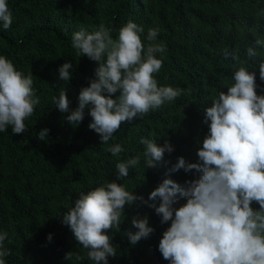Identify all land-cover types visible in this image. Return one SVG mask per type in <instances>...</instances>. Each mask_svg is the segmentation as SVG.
Returning <instances> with one entry per match:
<instances>
[{
    "label": "trees",
    "instance_id": "trees-1",
    "mask_svg": "<svg viewBox=\"0 0 264 264\" xmlns=\"http://www.w3.org/2000/svg\"><path fill=\"white\" fill-rule=\"evenodd\" d=\"M13 22L9 29L0 23V56L10 60L25 76L33 75L34 96L39 98L34 113L25 120L26 130L15 134L8 126L0 132V234L7 233L3 247L10 250L5 264H95L88 259L89 249L76 240L63 215L81 193L107 182L122 184L129 192L148 196L164 179L184 185L202 173L192 170L169 172L184 157L187 163H200L197 150L208 135L205 110L221 91L234 83L236 70L223 50H238L241 63L256 75V92L264 95L258 63L264 48L254 60L246 49L256 39H264V0H6ZM133 21L145 47L149 29H158L154 43L166 46L156 58L163 62L154 78L158 86L184 90L172 102L150 110L142 118L123 122L107 144L91 130L90 106L76 126L65 117L78 107L83 87L95 78L99 62L78 55L71 45L78 31L94 33L100 24L110 29L113 40L119 29ZM70 62L71 79L59 78V68ZM61 90L69 100V113H61L53 102ZM188 90H191L190 92ZM107 95V93H102ZM119 91L113 95L115 99ZM49 129L45 140L38 139ZM158 146L170 143L174 151L165 152L154 168H147L141 138ZM119 144L125 151L113 156L108 148ZM134 156L140 164L129 169L128 177L117 180L116 164ZM173 208L186 203L177 194ZM159 199L155 202L159 205ZM153 203L148 201V204ZM139 200L125 206L120 230L109 229L117 256L108 264H170L158 250L159 241L171 221L161 223L154 208ZM251 207L259 209L253 202ZM147 215L154 232L132 245L128 230L133 216ZM52 235L51 241L48 235ZM69 258L66 259V255ZM82 259H77V257Z\"/></svg>",
    "mask_w": 264,
    "mask_h": 264
},
{
    "label": "clouds",
    "instance_id": "clouds-1",
    "mask_svg": "<svg viewBox=\"0 0 264 264\" xmlns=\"http://www.w3.org/2000/svg\"><path fill=\"white\" fill-rule=\"evenodd\" d=\"M13 18L6 0H0V23L7 30ZM144 31L133 21L119 29L118 39L113 40L110 29L104 24L94 33H73L71 45L78 55H86L99 62L95 78L80 90L78 107L65 119L78 126L84 119V110L89 108L92 122L88 125L100 135L102 144H107L123 122L142 118L150 110L172 102L184 90L172 86H158L154 73L163 62L156 58L166 46L154 43L158 29H149L145 44L139 33ZM264 48V39H256L246 49L247 57L257 58V49ZM225 59L235 62L234 83L221 91L205 110L204 123L209 133L197 150L200 163H187L178 157L169 172L202 173L198 179L185 181L182 186L171 179H164L148 196H138L115 181L107 182L81 193L74 205L63 215L62 223L69 226L76 240L89 249L88 259L95 264H108V258L117 256L112 246L109 229L120 230L125 206L136 201L148 204L162 217L161 223L171 221L159 241L158 250L170 264H264V95L256 92V75L241 63L238 50H223ZM70 62L59 68V78L71 79ZM259 77L264 81V59L258 63ZM119 95L113 99V95ZM189 92L191 90H188ZM107 93V95H102ZM61 113H69V100L65 90L53 97ZM39 98L34 96L33 75L25 76L13 63L0 56V132L8 126L15 134L25 132V120L34 113ZM49 129H42L38 139L45 140ZM143 155L147 168H154L165 152L172 153L173 146L165 142L158 146L151 139L142 137ZM113 156L125 149L115 144L108 148ZM140 164L134 156L116 164L117 180L128 177L129 169ZM186 203L173 208L176 197ZM159 199V205L155 203ZM256 202L259 209L251 204ZM136 232L126 235L132 245L154 232L147 215L139 214L131 219ZM7 233L0 234V264L10 250L3 247ZM52 235H48L51 241ZM69 253L66 259L69 258ZM82 259V257H77Z\"/></svg>",
    "mask_w": 264,
    "mask_h": 264
}]
</instances>
